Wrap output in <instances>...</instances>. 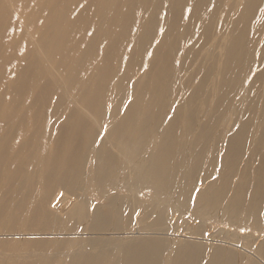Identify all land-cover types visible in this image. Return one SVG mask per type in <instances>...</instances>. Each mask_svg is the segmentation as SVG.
I'll use <instances>...</instances> for the list:
<instances>
[{"label":"bare ground","instance_id":"obj_1","mask_svg":"<svg viewBox=\"0 0 264 264\" xmlns=\"http://www.w3.org/2000/svg\"><path fill=\"white\" fill-rule=\"evenodd\" d=\"M201 1L0 0V247L9 250L0 264H191L196 258L186 233L131 221L150 211L160 220V210L177 208L198 210L201 223L203 214L219 219L235 193L220 202L225 173L218 157V182L195 180L202 160L195 144L204 147L210 129L194 115L197 94H177L175 85L190 72L179 55L184 61L182 39ZM243 39L231 40L234 61ZM211 49L216 58L218 48ZM234 61L214 59L213 70L221 65L232 75ZM24 98L29 106L17 108ZM63 189L68 196L60 200ZM91 195L104 202L93 207ZM110 231L117 235L105 236ZM222 252L212 250L209 262Z\"/></svg>","mask_w":264,"mask_h":264},{"label":"rangeland","instance_id":"obj_2","mask_svg":"<svg viewBox=\"0 0 264 264\" xmlns=\"http://www.w3.org/2000/svg\"><path fill=\"white\" fill-rule=\"evenodd\" d=\"M200 5L190 34L182 39L185 60L182 61V53L179 55L184 68L190 72L188 76V73L183 72L180 82L175 85L177 94L186 97L190 95L191 98L197 94L193 100L196 111L194 115L196 119H201L200 122L203 120L201 123L208 124L210 129L208 138L202 143L204 147H201L199 141L195 144V154L199 153V159L202 158L195 169V180L206 177L209 185L217 183L218 157L219 169L222 167L220 172L225 173V177L220 180L221 186L217 188L220 202L226 200L227 203L234 188L235 193L223 217L219 219L203 214L204 222L201 223L194 218V215L199 214L198 210L192 212L189 208H177L174 209L176 213L168 209L160 210V220L156 219L158 213L153 214V211L140 221L134 213L131 223L133 222V227L140 225L150 228L158 225V229L186 233L191 237L189 241L196 247L194 253L197 259L190 260L188 263L191 264H246L245 258L249 260L247 264H264V241L254 239L264 236V0H202ZM250 5L252 7L248 13ZM157 13L159 14L158 11L156 15ZM202 13L206 16H202ZM185 18L184 14L183 20ZM238 35H243L244 39L237 52L238 59L234 61L231 59L234 56H230V44ZM213 44L218 48L216 58L212 54ZM217 58L221 64L232 61L234 65L238 63L237 67L233 65L232 75L222 73L221 65L213 70L214 59L216 62ZM202 60L206 61L203 65ZM238 66L242 72L234 74L238 71ZM123 74L124 71L119 75L120 84L126 87L128 81L122 78ZM201 80L203 87L200 90L198 85ZM7 97L10 99V95ZM32 100L30 99V104ZM55 104L56 96L52 99L51 111ZM40 105L41 103L36 109H42L43 106ZM24 106H29L25 98L17 108ZM199 124L195 125L196 129ZM237 137L239 139L234 140ZM78 153L80 151H75L73 156ZM64 191L60 192L58 199L68 196ZM100 198L98 195H91L93 207L104 202ZM150 215L152 216L149 218ZM219 215L222 216V213ZM89 223L87 221L83 224L74 236L79 237ZM116 235L110 231L105 236ZM179 242L184 244L185 240ZM1 247V256L9 252L4 245ZM243 247L249 248L254 254L245 256ZM215 248H221L223 252L212 263L213 255L210 262L208 256ZM204 249L206 251L202 255ZM163 250L164 244L160 256ZM188 256L193 255L189 252Z\"/></svg>","mask_w":264,"mask_h":264},{"label":"snow or ice","instance_id":"obj_3","mask_svg":"<svg viewBox=\"0 0 264 264\" xmlns=\"http://www.w3.org/2000/svg\"><path fill=\"white\" fill-rule=\"evenodd\" d=\"M81 7H83V5H81ZM89 35H91L92 33H88ZM197 191H199L198 189H197Z\"/></svg>","mask_w":264,"mask_h":264}]
</instances>
